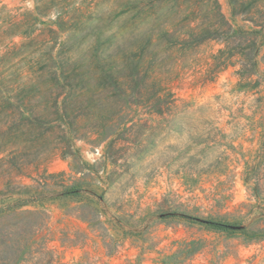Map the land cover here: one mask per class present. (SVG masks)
I'll return each instance as SVG.
<instances>
[{"label":"rangeland","instance_id":"rangeland-1","mask_svg":"<svg viewBox=\"0 0 264 264\" xmlns=\"http://www.w3.org/2000/svg\"><path fill=\"white\" fill-rule=\"evenodd\" d=\"M204 3L0 0V230L21 232L9 233L13 243L0 235V264H264V84L253 76L240 88V56L212 73L222 40L180 44L214 22ZM219 3L249 32L240 49L257 56L264 81V39L253 33L261 14L250 6L232 17L228 0ZM150 50L165 59L156 79L166 92L196 108L221 97L216 121L150 133L140 109L106 114L113 126L100 135L89 117L57 114L88 98L117 111V80L134 85L142 53L147 84ZM217 128L227 137L188 133Z\"/></svg>","mask_w":264,"mask_h":264},{"label":"trees","instance_id":"trees-1","mask_svg":"<svg viewBox=\"0 0 264 264\" xmlns=\"http://www.w3.org/2000/svg\"><path fill=\"white\" fill-rule=\"evenodd\" d=\"M206 0H197V3L200 5L201 9L205 8ZM213 2V17L214 22L209 23V25H205L201 23L196 30L195 29H188L185 31L184 34L190 37L191 40L187 41L186 39L183 40L180 44L187 45V44H202L208 40H222L226 42L227 46L224 50L219 52V55L215 57L216 63L214 65V69L212 73H218L222 70H225L229 66L234 64V59L237 57H241L237 62L240 65V69L237 71V75L240 78V88L246 86V82L249 81L253 76H258L259 79L255 81H251V83L257 84L258 87L264 84V81L261 79L262 74L260 73L259 69L257 68L258 60L256 55H249L244 54L241 49L240 45L247 35V33L243 28L239 27L238 29H234L232 24L229 20L225 17L222 12L221 5L219 0H210ZM263 0H251L250 3H247V0H228L229 4L232 7V17H236L238 15L245 16L248 14L251 7L255 8L257 13L261 14V17H257L254 20V24L259 29L253 31V33L257 35H261L264 39V7H259V3ZM251 6V7H250ZM263 9V10H261ZM261 10V11H259ZM185 28H189L188 25H184L173 33H169L168 31H164L163 35L174 37L176 36L177 32L185 30ZM179 38V37H178ZM177 44V41L176 43ZM151 52V50H150ZM138 59L135 63V83L132 87H127V85L120 81L119 78L117 80L116 87V95L115 98L118 96L122 100H126L125 105H123L122 100H117L120 104L119 109L117 111H113L114 107H103L98 106L94 101L90 98L79 102L76 99L72 104L66 105L61 107L57 106V114L67 121L72 120V116L77 115V118L86 116L89 117L94 128L98 130V134H108L109 130L112 128L113 123L111 122L112 119L107 116V120L102 122L103 116L112 115L116 116V118L121 119L125 117L129 111H134V113H138L140 109L146 110V114L149 116L146 120V123H152L150 127L147 128L148 132L154 133L157 131V127L153 126V124L163 123L166 124L168 129V133H172L173 131L181 132L182 125L180 123L181 120H185L187 118H197L204 121H216V117L220 114L221 109V97H217L215 99V104H207L202 107H195L190 103L176 97L174 94L170 92H166V90L161 87L159 82L156 79V75L158 72L161 71V68L166 66L165 59L161 58L157 54L150 53V61H149V70L150 76L148 77L147 84L146 76L143 73V57L141 53L140 55L137 53ZM249 60H253V64L250 65L248 63ZM254 66V67H253ZM250 84V83H248ZM257 87V88H258ZM107 92V91H106ZM115 93V92H114ZM105 94V93H104ZM108 94V93H107ZM86 102V103H85ZM135 108V110H134ZM218 118V117H217ZM102 120V121H101ZM131 129V128H130ZM192 139L200 140L202 137L206 136V139H216L218 137H227V134L222 129H211V130H204L198 133L197 131L188 132ZM196 145L204 143L195 142ZM188 160L194 159V156L189 155ZM31 203L30 201L25 202H18L15 208H20L22 205H28ZM2 213V210H0ZM184 218L189 220H197L196 218L183 215ZM206 223L214 228L219 229H226L229 228L228 225L215 222V221H206ZM29 228L32 232L34 230L37 232V225H30L25 226ZM29 230V231H30ZM14 230H0V235L3 237L4 241L10 237L19 235L21 232L16 229V232H12ZM8 236V238H7ZM12 241V240H11ZM8 240L9 243H13ZM13 245V244H12ZM9 246V245H5ZM15 248V247H14ZM8 251L9 248H6ZM5 254V253H4ZM18 262V259H17Z\"/></svg>","mask_w":264,"mask_h":264}]
</instances>
